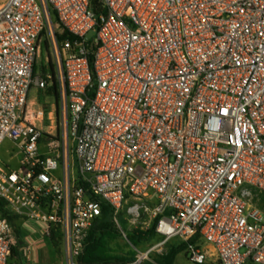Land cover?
<instances>
[{
	"label": "built area",
	"instance_id": "built-area-1",
	"mask_svg": "<svg viewBox=\"0 0 264 264\" xmlns=\"http://www.w3.org/2000/svg\"><path fill=\"white\" fill-rule=\"evenodd\" d=\"M101 7L0 5V150L10 141L21 156L16 169L0 161V201L44 238L59 231L66 264H79L103 205L119 227L123 213L133 223L147 214L163 238L125 264H159L154 249L193 239L194 264L206 262L202 245L220 264H264V211L254 204L264 194V0ZM43 48L54 75L35 73ZM53 77L65 99L61 139L28 99ZM17 243L0 216V264Z\"/></svg>",
	"mask_w": 264,
	"mask_h": 264
},
{
	"label": "rangeland",
	"instance_id": "rangeland-1",
	"mask_svg": "<svg viewBox=\"0 0 264 264\" xmlns=\"http://www.w3.org/2000/svg\"><path fill=\"white\" fill-rule=\"evenodd\" d=\"M6 0H0V5H2ZM97 36L96 31H92L88 35V39L95 40ZM47 51V52H46ZM48 59L50 60V65L52 64V58L48 54V50L43 48L41 53V58L39 64L35 69L36 74H55L53 66L46 68L48 66ZM53 71V72H52ZM54 73V74H53ZM56 79L55 77H53ZM57 95L53 89V84L44 89L39 90L36 87H32L29 92V103L31 109L40 110L43 109L46 114L45 122L40 125L46 134L51 132L54 136L61 139L64 134V114H65V99L63 98L61 88H58ZM51 118V120H49ZM71 151H73V160H74V172L78 174V162L75 156V145L71 142ZM0 161L5 167H10L11 169H16L20 166L21 156L19 155V150L14 146L10 141H6L3 147L0 150ZM254 204L259 205L264 211V194L255 195ZM120 221L121 227H119L115 222L116 227L118 228L120 235L117 237H109L104 241V253L109 256L128 258L133 260L136 258L139 252L147 253L153 248H156L158 244L163 241V238L160 235H156L150 240H143L140 243H135L131 241L128 236L135 233H145L150 230L155 221L147 214L142 215L138 222L133 223L130 218ZM60 236H57L55 239L45 238L49 243L47 250H44L43 246L38 247L39 253L31 251H19V256L12 258L10 264H20L21 260H25V264H66V254L63 250V238L61 233L58 232ZM34 237V236H33ZM35 238H41L40 235H35ZM181 245L179 240H171L166 245L161 248L154 249L149 258L153 262L161 264L163 256L169 251L173 246L178 247ZM61 246V247H60ZM204 249L208 251V257L204 264H220L215 255V251L209 245H202ZM42 250V251H41ZM174 264H194L190 261L188 251H184L180 254L175 260Z\"/></svg>",
	"mask_w": 264,
	"mask_h": 264
},
{
	"label": "trees",
	"instance_id": "trees-1",
	"mask_svg": "<svg viewBox=\"0 0 264 264\" xmlns=\"http://www.w3.org/2000/svg\"><path fill=\"white\" fill-rule=\"evenodd\" d=\"M92 4L96 7L98 12H103V9L101 7V0H91ZM52 21L54 25L58 23V20L54 14H52ZM68 37L67 34H64L60 37V40H64ZM53 72V71H52ZM54 74V73H53ZM53 89L56 92V95L58 94V88L60 87L59 84L56 82V80H53ZM5 202L0 201V216L7 218L10 223L13 225L15 216L11 215L5 208ZM59 231H55L53 233V238L55 239L57 236H60L58 234ZM120 235V232L118 228L116 227L114 220H113V212L112 210L106 206L103 205V210L101 216L97 219L95 225L91 229L90 235L86 241L84 252L80 255L78 261L79 264H125L129 263L133 260H130L128 258H120V257H114L109 256L104 253V241L106 238L109 237H117ZM157 234L156 232V224L148 230L145 233H135L133 235H129L128 238L135 242L140 243L143 240H150L154 238ZM196 242V239L191 240L189 243L181 242V245L178 247H171L169 251L166 253V255L163 256V260L161 264H174L177 257L182 254L184 251L188 250V246L190 244H194ZM21 243V240L18 238V243L15 247L12 249L11 258L9 261V264L11 262V259L14 257L16 258L19 256V245ZM61 247V246H60ZM20 264H25V260H21ZM150 264V263H146Z\"/></svg>",
	"mask_w": 264,
	"mask_h": 264
},
{
	"label": "crops",
	"instance_id": "crops-1",
	"mask_svg": "<svg viewBox=\"0 0 264 264\" xmlns=\"http://www.w3.org/2000/svg\"><path fill=\"white\" fill-rule=\"evenodd\" d=\"M13 226L15 228L17 238L21 240L19 245V249L21 251L26 253V251L33 250L39 253V246H43L44 250H47L48 245L50 246V243L42 236L40 227L31 224L18 216H15ZM35 235H40L41 238H35Z\"/></svg>",
	"mask_w": 264,
	"mask_h": 264
}]
</instances>
